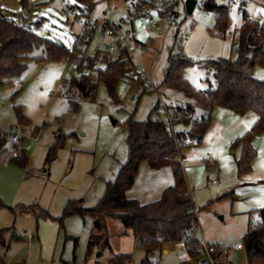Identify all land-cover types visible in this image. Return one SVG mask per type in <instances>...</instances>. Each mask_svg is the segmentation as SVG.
Segmentation results:
<instances>
[{
	"label": "rangeland",
	"instance_id": "1",
	"mask_svg": "<svg viewBox=\"0 0 264 264\" xmlns=\"http://www.w3.org/2000/svg\"><path fill=\"white\" fill-rule=\"evenodd\" d=\"M33 1L36 4L35 10L22 9V0H1L0 8L8 17L26 24L33 23L32 26L39 35L71 47L76 39V32L80 28L79 21H73L61 12L60 0ZM68 1L80 4L78 0ZM93 1L95 3L90 13L92 16L106 17L112 22L118 21L124 12L122 0ZM250 7V11L260 10L253 6ZM180 11L182 12L180 18L174 22L168 34H164L162 29L149 28L141 18L135 22L138 39L146 45L140 55L134 56L133 67H131L129 58L126 59V66H130V69L125 77H122L117 83L116 101L110 97L105 82L98 78V68H103L105 65L103 61H96L93 69L85 68L80 71L65 61L64 56L61 57V60L27 58V69L23 75L14 77L9 83H0V130L7 131L16 125H21L27 130L28 135L21 138L17 144L18 147L24 141L30 144L35 143L31 138L36 125L43 127L46 131L55 132L56 135L64 133L63 144L59 148L75 149L81 143L95 156L96 163H101L105 157L109 159L105 147L109 144L116 145L115 141H117L115 155L120 159L126 153L127 137L124 140V135L127 133V129L123 123L129 116V112L134 110L135 118L145 119L159 97L155 90H149V80L138 77L141 70H149L150 81L158 86L162 97L168 104L177 106L192 102V98L183 91L162 83L170 49H176L180 44L183 53L195 62L184 67L183 76L198 90H206L214 86L213 69L204 62L221 56L235 58L237 55L236 42L243 18L234 5L230 7L225 34H222L221 30L216 27L214 13L198 7L192 14H188L184 5L180 7ZM36 18H39L38 21H34ZM149 35L153 38L152 43H147ZM102 42V37L93 36L91 39H86L81 50L77 52L93 55L98 51L100 57L104 53L110 57H116V52L104 50L101 47ZM33 54H43V47L35 48ZM82 72L90 75V79L97 82L95 98L84 97L70 84L72 75L80 78ZM253 74L257 78H264V64L256 65ZM132 97H136L134 102L131 101ZM69 98L77 101V109L72 110ZM16 106L21 107L23 113L28 117V123H19ZM107 124L109 128L106 127ZM69 126L74 130L71 135L67 130ZM79 130L86 131L88 136H81ZM26 157L27 161L24 165L15 160H10V162L29 177H35L33 172L36 170L43 171L30 166L28 163L29 154H26ZM45 165H50L46 163V158ZM183 166L185 172L184 162ZM204 166L206 167V165ZM204 170L206 171V168L200 167V171ZM2 171L3 168L0 167V176H2ZM90 175H92V171ZM210 177L204 183L203 189H197L196 193H193L194 202L197 205L195 207L198 210L196 235H203L206 239L224 246L243 242L251 221L250 216L246 213H238L234 210L235 207L232 208L233 196L226 194L228 190H225V186L219 185L213 197H204L205 193L209 194L210 191H214V186H216L212 183L214 179L219 184L222 183L219 176ZM2 200L8 205L11 203L6 199L2 198ZM220 216L224 218L221 219ZM70 217L79 218V232H67L66 222ZM50 219L58 223L62 233L60 253L55 264H114V255L117 254V251L132 253V264H140L145 255L144 250L135 244L131 234L118 236L117 233L124 231L123 223L117 218H111L108 221V230L112 235L110 238L111 248L96 251L91 262L90 259L86 260L85 258L88 236L92 228L91 216L86 215L84 218L77 214L67 216L63 221L64 226H61L58 220ZM10 223L13 226V223ZM17 233L18 236L21 235L20 228L17 229ZM71 236H75V244ZM174 245H183L184 249L181 250L179 246H175L169 255H156L159 264L182 263L186 245L183 243ZM8 247L9 251L7 249L3 251L5 259L0 261V264H2L1 262L4 264L29 263L27 248L23 241L14 237ZM0 249L2 248L0 247ZM67 254L70 255V258H66ZM152 256L154 257L153 254H149L150 258ZM229 258L234 264H247L244 250L237 251L232 248ZM227 262L229 263V261Z\"/></svg>",
	"mask_w": 264,
	"mask_h": 264
},
{
	"label": "trees",
	"instance_id": "2",
	"mask_svg": "<svg viewBox=\"0 0 264 264\" xmlns=\"http://www.w3.org/2000/svg\"><path fill=\"white\" fill-rule=\"evenodd\" d=\"M22 2L24 9L26 0ZM78 2L89 9L95 3L93 0H78ZM205 10L217 14L216 27L225 34L230 7L217 0H208ZM32 24L8 17L0 8V83H9L14 77L23 75L27 69V58L61 60L62 56L70 55L80 71L85 68L93 69L96 61H103L105 65L103 68H98V78L105 82L110 97L116 101L117 83L130 69V66H126L128 57L125 49L116 52V57H110L105 53L100 57L97 51L99 49L93 55L75 52L62 42L39 35ZM39 46L43 47V54L34 55L33 51ZM236 50L235 58L221 56L204 62L212 67L214 76V86L206 90L196 89L183 76L184 67L195 62L183 53L181 45L178 44L176 49L169 50L162 83L181 90L192 98V102L177 105L179 109L193 114L201 113L206 120L196 123L195 120L185 119L182 121V126L186 129L180 125L179 130L173 133L165 122L152 118L156 104L145 119L135 118V111H130L123 123L127 129V158L119 164L115 177L105 180V192L95 205L87 207L80 199L71 198L64 205L63 213L59 217L52 216L46 210L38 208L36 204L23 207L28 211H35L36 216L56 219L61 226H64L63 221L67 216L74 214L83 218L86 215L91 216L93 225L89 235L86 260L91 259L96 251L111 248L112 235L108 230V218L121 220L124 227L131 230L137 245L146 252L141 264H151L149 254L156 250L161 251L169 241L184 243L188 249L193 240L189 230L198 226V210L187 190L183 153L181 160L177 158L179 154L177 141L185 138H197L201 141L210 124L211 112L215 106L227 107L238 113H245L248 110L257 112L259 117L253 127L233 143V147L242 144L243 152L237 160L238 173L242 174L251 168L250 162L254 156L252 139L264 131V78H257L253 74L256 65L264 64V24L258 20L243 21L239 27ZM71 85L84 97L96 96L98 84L84 72L80 78L73 75ZM69 103L73 109H77L76 100L69 98ZM16 114L19 123H28V117L20 106H16ZM64 135V133L58 134L54 143L48 148L46 163L50 164L56 158L57 150L63 144ZM5 149H7V139L0 135V151ZM10 159L21 165L27 161L23 152L19 158L10 157ZM142 160H146L152 168L170 165L174 176V183L164 189L161 198L145 204L126 195V191L134 183ZM0 207L13 209L1 197ZM36 208L39 210L36 211ZM256 216L261 226L252 232L247 231L243 241L247 264H264V207L258 210ZM11 229L12 227L0 228L2 246H9L6 233ZM14 237L18 236L14 234L11 239ZM131 262V253L114 255V264ZM183 263L188 264V262Z\"/></svg>",
	"mask_w": 264,
	"mask_h": 264
},
{
	"label": "crops",
	"instance_id": "3",
	"mask_svg": "<svg viewBox=\"0 0 264 264\" xmlns=\"http://www.w3.org/2000/svg\"><path fill=\"white\" fill-rule=\"evenodd\" d=\"M91 8H87L90 13ZM94 17L108 20V18L99 15ZM38 19L36 18L34 21H38ZM69 82L71 84V80ZM258 117L257 112L253 110L238 113L227 107L215 106L211 112V121L203 139L198 145L186 147L182 150L187 190L195 206L197 205L194 202L193 193H196L197 189H203L204 183L211 178L210 176L217 175L221 178L222 183H214V180H216L214 179L212 181L216 185L214 191H210L209 194L205 193L204 197H213L219 185L221 187L225 186V190H228L226 194L233 196L232 208L235 207L236 212L246 213L250 217H257L258 210L264 207V131L255 135L252 139L254 156L250 162L251 168L242 174L238 173L237 168V160L243 152L242 144L233 147V143L253 127ZM106 127L109 128V125L107 124ZM67 130L70 131V135L74 133L70 126ZM78 132L83 137L88 136L86 131L79 130ZM56 134L36 125L31 138L35 143L30 144L24 141L20 146L21 152L25 155L29 154V165L46 171V176L35 175V177H29L21 169L13 166L10 162L11 154L8 141L7 149L0 151V167L3 168L2 176H0V196L11 202L9 206L13 207V209L0 207V228L12 227L11 231L6 233V239L10 243L14 240L11 237L14 234L17 235V229L20 228L21 235H17V239L23 241L27 248L29 263L26 264H55L60 253L62 233L56 221L47 216H36L35 211H28L23 206L36 204L39 206L38 208L46 210L52 216H59L64 205L71 198L80 199L84 206H93L105 192V180L113 179L119 164L127 158V143L125 145L126 153L120 159L115 155L117 141H115L116 145L109 144L106 146L107 151L105 150V152L108 153L109 159L105 157L101 163H96L95 156L91 154V151L85 149L86 146L83 147L80 143L75 149L59 148L56 158L50 165L46 166V154L50 145L56 140ZM126 137L127 133L124 135V140ZM200 167L206 168V171H200ZM91 171L92 175H90ZM173 183L174 176L170 165L152 168L146 160H142L139 163L134 183L126 191V195L129 198L137 199L140 203H149L161 198L164 189ZM235 203L236 206H234ZM37 210L39 209L36 208ZM220 218L223 219L224 217L220 216ZM109 219L111 218H108V221ZM91 220H93L92 217ZM10 222L13 223V226ZM79 223V218H68L66 222L67 232H79ZM27 232L32 234V238L27 236ZM117 234L120 237L131 234L137 245V240L130 229L124 227V231ZM71 239L75 244V236H71ZM168 245L166 243L161 251L156 250L151 253L154 257L152 256L150 259H156L155 256L158 254L169 255L175 246H179L181 250L184 249L183 245H169L170 247ZM0 247L2 248L0 249V261H3L5 259L3 251L5 249L9 251V247L1 244ZM233 249L237 251L244 250ZM117 253L129 252L117 251ZM144 254L143 258L146 257L145 250ZM66 258H70V255L67 254ZM225 260L226 262H224ZM90 261H93L92 257ZM227 261L234 264L229 255L220 264H228ZM132 263L133 254L130 264Z\"/></svg>",
	"mask_w": 264,
	"mask_h": 264
},
{
	"label": "built area",
	"instance_id": "4",
	"mask_svg": "<svg viewBox=\"0 0 264 264\" xmlns=\"http://www.w3.org/2000/svg\"><path fill=\"white\" fill-rule=\"evenodd\" d=\"M1 1V0H0ZM124 2V12L118 21L102 20L90 15L89 10L78 3H72L68 0H60L61 12L73 21H79V30L76 32V39L71 48L77 52L86 39H91L93 36L103 38L102 48L104 50L119 52L122 49L127 51V57L133 64L134 56L140 55L141 50L146 43L140 41L135 29V21L141 18L149 28H158L168 34L174 22L180 18L182 12L180 7L185 6L186 0H122ZM208 0H197L195 8L204 9L207 6ZM217 2L229 7L235 6L238 13L242 15L243 21L258 20L264 24V0H217ZM260 9L259 11H250L251 7ZM26 9L35 10L36 4L33 0H26ZM186 9V7H185ZM217 14H215V17ZM242 21V22H243ZM86 38V39H85ZM153 38L149 35L147 43H152ZM64 60L71 63L74 69L77 68L76 62L70 55H65ZM141 78L149 80V88L158 93L156 109L153 112L152 118L156 121L165 122L173 133L179 130L182 126V121L189 119L195 120L196 123H201L206 120L201 113L193 114L189 111L179 109L177 106L168 104L162 97L157 85L153 84L150 79V72L143 69L139 73ZM136 97H132V102ZM183 129H186L182 126ZM0 135L5 137L9 142L11 157L19 158L21 149L17 146L21 138L28 135V131L21 125L13 126L11 129L4 131L0 130ZM200 143L197 138H185L177 141L179 154L178 159H182V150L186 147L196 146ZM34 175L46 176V171L36 170ZM217 183V180H214ZM248 232L254 231L261 226L257 222V217H250ZM27 236L32 238V234L27 232ZM189 234L193 237L188 249L185 250L182 261L190 264H220L222 260L228 257L232 248L243 249V243H236L231 246H224L218 243L208 241L203 235L197 236L196 230H189ZM168 244L173 246L175 243L169 241ZM184 244V243H183ZM151 264H159L157 259L152 260Z\"/></svg>",
	"mask_w": 264,
	"mask_h": 264
},
{
	"label": "water",
	"instance_id": "5",
	"mask_svg": "<svg viewBox=\"0 0 264 264\" xmlns=\"http://www.w3.org/2000/svg\"><path fill=\"white\" fill-rule=\"evenodd\" d=\"M196 2H197V0H186L185 7H186V11L188 14L193 13L195 6H196ZM114 122H115V120H114Z\"/></svg>",
	"mask_w": 264,
	"mask_h": 264
}]
</instances>
